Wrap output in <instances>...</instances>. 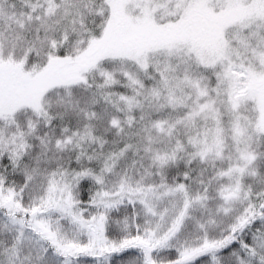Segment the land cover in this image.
Instances as JSON below:
<instances>
[{
	"label": "snow or ice",
	"instance_id": "snow-or-ice-1",
	"mask_svg": "<svg viewBox=\"0 0 264 264\" xmlns=\"http://www.w3.org/2000/svg\"><path fill=\"white\" fill-rule=\"evenodd\" d=\"M0 264H264V0H0Z\"/></svg>",
	"mask_w": 264,
	"mask_h": 264
}]
</instances>
